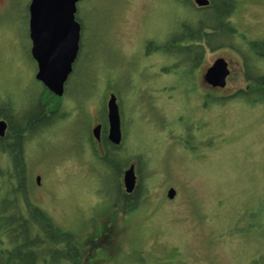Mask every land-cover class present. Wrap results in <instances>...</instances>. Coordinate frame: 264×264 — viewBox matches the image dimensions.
Wrapping results in <instances>:
<instances>
[{
	"label": "rangeland",
	"instance_id": "rangeland-1",
	"mask_svg": "<svg viewBox=\"0 0 264 264\" xmlns=\"http://www.w3.org/2000/svg\"><path fill=\"white\" fill-rule=\"evenodd\" d=\"M29 1L0 0V92L24 111L41 91L30 56ZM237 1L238 31L264 38V0ZM77 7L84 28L63 104L71 115L47 126L27 154L38 204L63 226L75 227L80 238L109 232V243L88 251L85 263L264 264V105L214 101L246 85L231 47L203 44L195 83L178 48L164 49L183 24L200 16L201 23L213 24V16L197 18L185 0H81ZM225 31L217 30L210 43L224 42ZM219 56L232 73L226 88L212 90L201 76ZM111 92L122 146L127 157L138 159L139 185L150 193L148 207L126 215L112 205L116 170L126 155L108 166L89 153L100 145L84 140L88 130L92 137L95 121L104 122ZM81 95L91 100L86 108H78ZM170 187L173 199L166 197Z\"/></svg>",
	"mask_w": 264,
	"mask_h": 264
},
{
	"label": "trees",
	"instance_id": "trees-1",
	"mask_svg": "<svg viewBox=\"0 0 264 264\" xmlns=\"http://www.w3.org/2000/svg\"><path fill=\"white\" fill-rule=\"evenodd\" d=\"M185 1L195 11L197 18L199 13L213 16L214 23H201L200 16L194 24H183L180 28L181 34L173 37L164 49L178 48L179 54L184 55L187 72L195 83L193 70L203 57L204 45L209 48L224 45L231 47L240 56L246 85L241 86L231 96H222L214 101L223 104L229 98H235L243 100L251 107L264 105V38L248 39L243 31H238L239 28L233 21L238 1L209 0L205 7H194L192 0ZM76 19L82 32L84 26L78 11ZM222 27L226 30L222 35V40L225 41L217 45L210 43L217 36L216 31ZM188 43L195 44L184 45ZM196 50L197 56H192ZM70 82V79L69 82L66 81L63 96L57 97L37 81L41 91L30 111H24L17 101L7 97V92H0V119L7 123L5 135L0 137V264H97L98 259L96 263L95 259L85 263L88 251L95 250L103 241L109 243L111 235L108 231L100 232L101 235L96 238L90 234L80 238L81 235L75 227L67 228L59 223L49 211L38 204L33 195L34 182L27 154L37 145V136L47 132V126L63 123L71 115L63 109L64 98L70 93ZM88 101L91 100L86 96H78V108H86ZM85 113L91 123V116L86 109ZM100 117L104 120L106 118L103 114ZM96 123L98 122L95 121ZM89 135L88 130L84 140L92 141ZM97 144L103 148L101 152L92 146L89 153L108 166L114 165V158L118 160L122 154L126 155L123 164L116 170V190L112 199L116 211L126 215L148 207L150 193L146 185L141 188L138 181L130 195L124 194L123 190L120 192L119 189L121 172L132 162L139 166L138 159L127 157L123 146L112 144L105 131ZM112 205L105 208L110 209ZM86 247L88 250H85Z\"/></svg>",
	"mask_w": 264,
	"mask_h": 264
},
{
	"label": "water",
	"instance_id": "water-1",
	"mask_svg": "<svg viewBox=\"0 0 264 264\" xmlns=\"http://www.w3.org/2000/svg\"><path fill=\"white\" fill-rule=\"evenodd\" d=\"M81 0H30L28 4V36L30 56L36 64L34 78L49 93L57 97L64 94L65 83L72 72L80 48L81 26L76 19L77 4ZM196 7H205L209 0H193ZM230 74L228 61L219 56L213 60L201 76L204 85L212 89L224 88ZM107 139L118 145L122 139L117 96L109 93L105 103ZM7 123L0 119V137L5 135ZM101 124L91 129V136L99 141ZM134 163L122 173V188L130 195L136 188ZM40 177H36L39 184ZM176 190L168 188L166 197L173 199Z\"/></svg>",
	"mask_w": 264,
	"mask_h": 264
},
{
	"label": "flooded vegetation",
	"instance_id": "flooded-vegetation-1",
	"mask_svg": "<svg viewBox=\"0 0 264 264\" xmlns=\"http://www.w3.org/2000/svg\"><path fill=\"white\" fill-rule=\"evenodd\" d=\"M228 61V60H227ZM228 66H229V69H230V74L232 73V69H231V65H230V62L228 61ZM241 69H242V72H243V66H242V63H241ZM230 74H229V76H230ZM229 76L227 77V81H228V78H229ZM226 85H227V83H226ZM205 87H207V88H209V89H212L211 87H209V86H207V85H205ZM224 88H226V86L224 87ZM223 88V89H224ZM239 88H241V87H239ZM213 90H218V88H216V89H213ZM105 117H106V113H105ZM96 124H101V134L105 131L106 132V136H107V120H106V118H105V120H104V122H98V123H96ZM95 124V125H96ZM104 130V131H103ZM91 131V130H90ZM101 134H100V137H101ZM92 140H93V142L94 143H96L97 144V142L98 141H96V140H94L93 138H91ZM100 141V140H99ZM120 145H122V139H121V142L119 143ZM101 149H103L101 146H100V149H98L97 151L98 152H101ZM134 167H135V172H136V167H137V164L136 163H134ZM136 176H137V183H138V175L136 174ZM40 182V181H39Z\"/></svg>",
	"mask_w": 264,
	"mask_h": 264
}]
</instances>
